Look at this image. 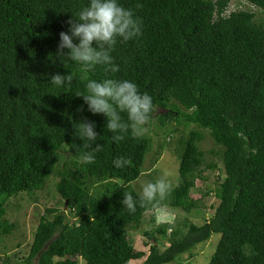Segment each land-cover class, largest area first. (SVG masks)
I'll return each mask as SVG.
<instances>
[{
  "label": "trees",
  "instance_id": "trees-1",
  "mask_svg": "<svg viewBox=\"0 0 264 264\" xmlns=\"http://www.w3.org/2000/svg\"><path fill=\"white\" fill-rule=\"evenodd\" d=\"M230 1L121 0L141 20L142 34L115 46V72L96 66L81 73L74 62L62 65L54 57L59 32L87 0H0V236L16 228L6 218L8 201L42 191L55 174L63 205L40 217L27 264H130L144 258L142 264H168L213 234L221 238L209 264H264V24L251 11H229ZM246 1L264 11V0ZM56 72L73 74L70 88L48 83L47 74ZM105 76L130 79L148 92L150 120L165 109L162 121L182 119L208 130L222 149L213 216L202 225L185 217L145 230L148 254L134 248L128 228L137 229L146 212L162 206L187 214L200 209L193 192L204 179L203 135L191 131L182 141L179 183L162 200L129 213L123 192L138 194L131 183L142 174L151 141L145 134L114 141L103 127L105 117L88 112L74 95L85 91L87 79ZM85 118L96 121L102 144L91 164L76 151L84 149L74 124ZM64 149L76 172H57ZM121 156L129 164L117 169L112 161ZM0 264H11L10 257L0 256Z\"/></svg>",
  "mask_w": 264,
  "mask_h": 264
},
{
  "label": "clouds",
  "instance_id": "clouds-1",
  "mask_svg": "<svg viewBox=\"0 0 264 264\" xmlns=\"http://www.w3.org/2000/svg\"><path fill=\"white\" fill-rule=\"evenodd\" d=\"M67 21L66 31L59 32V40L54 59L62 65L66 61L78 65L81 73L94 70L96 66H104V71L115 72L111 53L118 43H126L142 34V22L131 7H125L121 0H87ZM48 83L56 89H68L73 83V74L51 73ZM85 91L77 90L74 95L82 97L87 111L93 115L105 117L104 129L111 133L114 141L126 136L140 138L147 132L154 104L153 97L146 91H140L138 85L130 79L105 78L87 79ZM63 92V91H61ZM75 136L83 142V151L79 152V160L91 164L96 154L102 150L97 143L96 121L87 118L74 124ZM117 169L129 164L123 156L112 161ZM171 186L164 179H156L144 183L137 195L124 191L121 204L129 213H134L137 206L152 204L162 200Z\"/></svg>",
  "mask_w": 264,
  "mask_h": 264
},
{
  "label": "rangeland",
  "instance_id": "rangeland-1",
  "mask_svg": "<svg viewBox=\"0 0 264 264\" xmlns=\"http://www.w3.org/2000/svg\"><path fill=\"white\" fill-rule=\"evenodd\" d=\"M228 10L251 11L255 14L257 22L264 24V11L246 0H231ZM166 112L165 109H157L153 119L146 126L145 135L151 141L150 148L144 159L142 174L131 185L139 193L144 183L156 179H164L171 187L179 183V154L182 150V141L189 137L191 131H197L203 135L199 147L205 153L204 179L196 181L193 192V198L199 201L200 209L197 208L187 214L182 209L162 206L156 211L146 212L137 229L128 228L129 239L134 248L137 251H144L146 254L149 253L151 241L144 236L145 230L154 228L158 223H180L185 217L197 225H202L213 216L219 203L213 190L219 176L222 175V149L215 143L208 130L187 124L182 119L170 118L162 121L160 115ZM74 161L72 155L64 149L61 152V162L57 172H62L65 168L76 172V167L72 163ZM212 165H217V167L213 169ZM59 178V175H52L48 178L46 187L42 191H38L34 195L20 193L8 201L6 218L15 223L16 228L11 234L0 236V256L8 255L11 264H27L26 258L30 252L34 232L45 209L48 207L61 209L63 207L56 191ZM96 186L94 184L91 186L92 193H95ZM67 216L73 219L71 214L67 213ZM153 218L156 219V223H153ZM220 238L221 234H213L208 241L199 244L190 253L181 255L175 262L168 264H209ZM158 244L164 250L167 246L166 239H160ZM144 259L133 260L130 264H142ZM78 264H84V262L78 259Z\"/></svg>",
  "mask_w": 264,
  "mask_h": 264
}]
</instances>
